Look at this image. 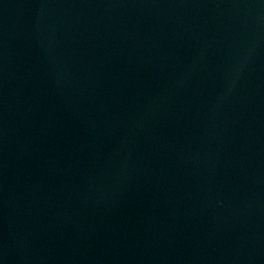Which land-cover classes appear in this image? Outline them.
<instances>
[{
  "label": "water",
  "instance_id": "1",
  "mask_svg": "<svg viewBox=\"0 0 264 264\" xmlns=\"http://www.w3.org/2000/svg\"><path fill=\"white\" fill-rule=\"evenodd\" d=\"M0 264H264V0H0Z\"/></svg>",
  "mask_w": 264,
  "mask_h": 264
}]
</instances>
